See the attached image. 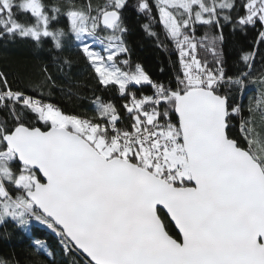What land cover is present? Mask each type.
I'll return each instance as SVG.
<instances>
[{
    "label": "snow or ice",
    "instance_id": "obj_1",
    "mask_svg": "<svg viewBox=\"0 0 264 264\" xmlns=\"http://www.w3.org/2000/svg\"><path fill=\"white\" fill-rule=\"evenodd\" d=\"M126 6L127 0H0V41L30 39L39 47L51 38L62 50L71 34L100 83L127 97L126 115L100 98L94 116L69 115L0 72V225L11 220L27 231L39 221L61 237L65 254L86 255L87 264H264V75L226 76L219 48L224 23L233 31L259 24L255 44H264V0H155L180 55L174 86L119 59L129 51ZM138 9L154 19L149 0ZM65 15L68 31L54 28ZM197 25L218 34L197 37ZM257 54L258 47L242 55L249 69ZM249 82L260 92L245 117V105L220 89L228 84L242 95ZM144 84L151 95L131 91ZM164 210L180 238L168 231Z\"/></svg>",
    "mask_w": 264,
    "mask_h": 264
},
{
    "label": "trees",
    "instance_id": "obj_2",
    "mask_svg": "<svg viewBox=\"0 0 264 264\" xmlns=\"http://www.w3.org/2000/svg\"><path fill=\"white\" fill-rule=\"evenodd\" d=\"M47 2L59 3L62 0ZM86 2L87 0H77L78 4ZM139 2L140 0H127V6L123 9V23L127 28L124 41L129 51L121 54L119 59H128L133 69L137 64L142 66L154 82L165 85L171 83L174 86L176 76L182 74L179 51L160 23L155 0H149L153 5L152 20L149 19V15L138 9ZM92 3L103 5L106 0H92ZM239 14H243V9L239 10ZM235 15L236 13H233L234 17ZM146 24L151 25V31L156 35L149 34L144 27ZM53 27L68 31L70 21L66 15L61 16L58 22H54ZM259 29L258 24L255 28L249 26L244 31L239 29L233 31L231 23L223 24L224 40L219 44V48L222 51L226 76L237 77L244 72H250L252 77L264 75V44L258 46L255 44ZM206 33L218 34V29L197 25V37H203ZM257 47L258 54L252 68L249 69L241 57ZM198 51L199 55L205 56L210 62L213 60L211 53ZM44 68H47L51 82L48 81ZM0 72L8 75L14 87L18 86L30 95L52 103L66 114L92 117L96 114L95 101L100 98L105 102L114 103L121 114L126 115L123 104L127 102V97L120 94L118 86H104L100 83L99 75L71 34L65 39L62 50L55 49L51 38H45L39 47L30 39L0 41ZM131 91L137 95L141 93L151 95L154 90L150 85L144 84L132 85ZM220 91L229 95L231 101L244 104L243 115L248 117L251 113L248 112L247 105L250 100L258 97L260 86L258 83L249 82L242 95L228 84H224ZM255 118L259 123V112L255 114ZM30 119L35 126L46 129L43 122L38 121L35 116ZM172 119L174 122L178 120L176 114L172 115ZM232 123L234 125L232 134L237 135L239 117L233 119ZM161 215L170 234L180 238L165 213L162 212ZM36 239L45 242L43 250H38L34 246L33 242ZM0 260L6 261L7 264H87V259L78 252L65 254L61 237L35 220L31 222L27 231L18 228L11 220L0 225Z\"/></svg>",
    "mask_w": 264,
    "mask_h": 264
},
{
    "label": "water",
    "instance_id": "obj_3",
    "mask_svg": "<svg viewBox=\"0 0 264 264\" xmlns=\"http://www.w3.org/2000/svg\"><path fill=\"white\" fill-rule=\"evenodd\" d=\"M177 116V115H176ZM177 118H178V116H177ZM42 130H47V129H42ZM164 213H166V210H164ZM169 218V217H168ZM169 220H170V222L173 224V226L175 227V225H174V222L173 221H171V219L169 218ZM175 229H176V231H177V233L179 234V231H178V229L175 227ZM179 236H180V234H179ZM84 258H86L87 260L89 259V258H87L86 257V255H83V254H81Z\"/></svg>",
    "mask_w": 264,
    "mask_h": 264
},
{
    "label": "rangeland",
    "instance_id": "obj_4",
    "mask_svg": "<svg viewBox=\"0 0 264 264\" xmlns=\"http://www.w3.org/2000/svg\"><path fill=\"white\" fill-rule=\"evenodd\" d=\"M107 33H105L104 35H106ZM97 50H99V51H103V47L104 46H102V45H99L98 43H97V46H94ZM123 54V53H122ZM125 59V58H124ZM142 67V66H141ZM66 114V113H65Z\"/></svg>",
    "mask_w": 264,
    "mask_h": 264
},
{
    "label": "built area",
    "instance_id": "obj_5",
    "mask_svg": "<svg viewBox=\"0 0 264 264\" xmlns=\"http://www.w3.org/2000/svg\"><path fill=\"white\" fill-rule=\"evenodd\" d=\"M45 225V224H44ZM47 226V225H46Z\"/></svg>",
    "mask_w": 264,
    "mask_h": 264
}]
</instances>
